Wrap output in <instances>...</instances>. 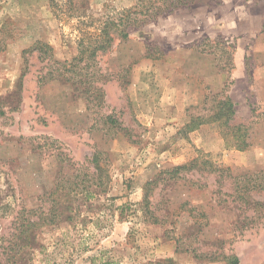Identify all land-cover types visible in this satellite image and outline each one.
<instances>
[{
  "label": "rangeland",
  "instance_id": "1",
  "mask_svg": "<svg viewBox=\"0 0 264 264\" xmlns=\"http://www.w3.org/2000/svg\"><path fill=\"white\" fill-rule=\"evenodd\" d=\"M139 1L0 0V264H264V216L236 193L245 176L264 185V0L205 1L132 27L69 82L80 43ZM92 84L103 100H88ZM226 99L244 151L223 121L197 123ZM95 155L104 186L91 185ZM195 160L152 186L147 215V183ZM66 181L80 194L57 192ZM60 196L62 215L8 258L20 224Z\"/></svg>",
  "mask_w": 264,
  "mask_h": 264
},
{
  "label": "trees",
  "instance_id": "2",
  "mask_svg": "<svg viewBox=\"0 0 264 264\" xmlns=\"http://www.w3.org/2000/svg\"><path fill=\"white\" fill-rule=\"evenodd\" d=\"M205 1H217V0H142L139 1L134 10L127 9L118 12L115 18H109L103 23V27L100 29L99 35L91 37L89 39L88 45L85 46L84 42L80 43V51L78 56L73 60V71L75 78H67L69 82L77 83L79 75L83 74L85 77L86 70L93 66L96 63L97 57L100 52L105 53L108 52L112 46L115 39L114 35H117L121 40H128L130 38V29L132 27H142L147 24L149 21L155 20L162 16H167L174 14L180 9L186 8L190 9L195 4L205 2ZM47 47L44 44L38 43L36 45V49H44ZM51 49V48H49ZM85 63V64H84ZM84 64V65H83ZM83 65V66H81ZM79 72L81 74H79ZM82 75V77H83ZM96 75V74H95ZM93 75V76H95ZM79 83V82H78ZM89 85V84H88ZM87 85V86H88ZM85 95L89 101H94V103L103 100L104 92L99 87L90 85L88 89L85 90ZM97 105V104H95ZM98 106V105H97ZM234 104L226 99L220 100L217 104V112L211 116V120H203L205 118H197L196 120L198 125L203 124L204 122L209 123L211 121L221 122V127L227 131V135L232 136L236 141V148L238 150L244 151L249 148L250 143L248 141V135L246 127L242 124L238 125H229V122L232 121V116L234 115ZM6 115V111L4 109V104L0 101V117ZM108 119H110L108 117ZM192 120V121H196ZM227 129V130H226ZM94 164V172L92 184L91 185H101L104 186V183H107L108 176L105 173L104 167L100 164L99 158L97 155L94 156L93 159ZM213 172H223L224 170L216 168L214 164H210ZM199 167V163L197 160L192 162L189 165L177 166L170 170H165L160 173V175L156 178V180L152 182H148L146 186V192L144 194V200L142 202V210L147 214H151L150 211V201L149 194L151 192L152 186L157 187L159 184L163 183L167 180H178L181 178V173L184 171H191L195 168ZM106 177V181L104 182L103 178ZM238 179V178H237ZM249 177H242V181L236 184V193L239 194L240 198L244 200L247 205L251 206V210L253 213L260 211L264 216V202H258L252 200L249 192L255 191V189L261 191L264 190V185L257 188L258 184L251 186L250 181H248ZM237 182V181H236ZM100 183V184H99ZM240 183V184H239ZM82 184L77 182H60L57 189V192L60 191L61 194L65 196H69L72 192H76L80 194V188ZM61 196L59 202L57 203V207H54L53 212L51 210L49 212L50 216H41L36 221L31 219V216L26 218L19 226L20 234L18 235V240L8 249V258H16V255H20L21 251L27 249L32 243V229L40 227L42 225L53 224L56 219L60 217L61 210L59 211V206L63 205L61 202ZM56 208V209H55ZM58 208V212L56 211ZM60 212V213H59ZM152 221H158L156 218H151ZM27 223V224H26ZM228 264H240V261L236 257H227ZM14 262V261H13Z\"/></svg>",
  "mask_w": 264,
  "mask_h": 264
}]
</instances>
